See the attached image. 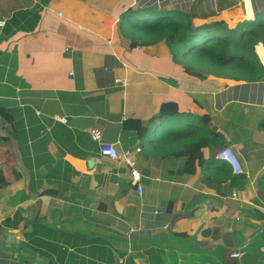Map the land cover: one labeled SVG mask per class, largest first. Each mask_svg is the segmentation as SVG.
I'll return each mask as SVG.
<instances>
[{
	"label": "crops",
	"instance_id": "0c3cea01",
	"mask_svg": "<svg viewBox=\"0 0 264 264\" xmlns=\"http://www.w3.org/2000/svg\"><path fill=\"white\" fill-rule=\"evenodd\" d=\"M260 7L0 0V264H264V64L252 78L199 77L164 41L126 39L164 10L232 28ZM166 101L178 113L149 121ZM128 119L149 121L143 140ZM91 127L118 150L140 147V193ZM223 147L240 173L216 158Z\"/></svg>",
	"mask_w": 264,
	"mask_h": 264
},
{
	"label": "trees",
	"instance_id": "16d2710c",
	"mask_svg": "<svg viewBox=\"0 0 264 264\" xmlns=\"http://www.w3.org/2000/svg\"><path fill=\"white\" fill-rule=\"evenodd\" d=\"M260 1V10L255 12L253 18L244 19L232 28L227 27L222 20L193 26L186 13L164 10L162 17L151 21L145 19L136 24L141 37L126 38L129 40L128 46L132 48L164 41L181 69L196 76L201 77L202 71L207 68L217 76L252 78L261 67L255 45L258 42L264 44V0ZM217 70L224 72L218 73ZM177 113L178 105L166 101L160 104L149 121L173 117ZM0 115L6 117V111L0 108ZM149 121L128 119L124 125L133 124L137 137L143 140L148 133ZM257 185L258 189L264 191V174L258 178Z\"/></svg>",
	"mask_w": 264,
	"mask_h": 264
},
{
	"label": "built area",
	"instance_id": "2783aa9c",
	"mask_svg": "<svg viewBox=\"0 0 264 264\" xmlns=\"http://www.w3.org/2000/svg\"><path fill=\"white\" fill-rule=\"evenodd\" d=\"M5 21L0 20V27H3ZM255 51L258 54L260 63L264 64V44L263 42H258L255 45ZM56 120L62 123H66L67 119L65 117H56ZM90 136L92 140L99 144V153L102 156L108 157L110 159L118 160L127 167L130 168L131 181L136 185L138 193L141 192V186L139 185L140 173L135 167V156L134 153L140 152V147H136L133 151L125 149L118 150L115 143H109L102 140V131L98 127H91L89 129ZM216 158L224 160L229 163L231 171L234 174L240 173L242 171V165L240 164L237 156L231 150L230 147H223L216 153ZM242 249L237 248L232 252V257H238L241 254Z\"/></svg>",
	"mask_w": 264,
	"mask_h": 264
},
{
	"label": "water",
	"instance_id": "95a60500",
	"mask_svg": "<svg viewBox=\"0 0 264 264\" xmlns=\"http://www.w3.org/2000/svg\"><path fill=\"white\" fill-rule=\"evenodd\" d=\"M253 17H254V14H248L245 17H243L242 20H244V19H250V18H253Z\"/></svg>",
	"mask_w": 264,
	"mask_h": 264
}]
</instances>
